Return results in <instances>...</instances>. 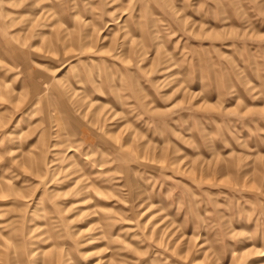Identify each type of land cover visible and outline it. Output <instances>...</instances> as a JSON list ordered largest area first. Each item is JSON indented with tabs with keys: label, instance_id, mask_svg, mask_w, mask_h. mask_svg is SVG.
Listing matches in <instances>:
<instances>
[{
	"label": "rangeland",
	"instance_id": "374dc122",
	"mask_svg": "<svg viewBox=\"0 0 264 264\" xmlns=\"http://www.w3.org/2000/svg\"><path fill=\"white\" fill-rule=\"evenodd\" d=\"M0 264H264V0H0Z\"/></svg>",
	"mask_w": 264,
	"mask_h": 264
}]
</instances>
